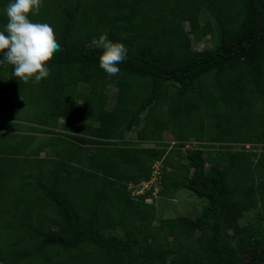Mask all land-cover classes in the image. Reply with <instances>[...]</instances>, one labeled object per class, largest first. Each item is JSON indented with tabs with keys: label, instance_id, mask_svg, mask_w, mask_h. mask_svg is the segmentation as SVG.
Listing matches in <instances>:
<instances>
[{
	"label": "trees",
	"instance_id": "1",
	"mask_svg": "<svg viewBox=\"0 0 264 264\" xmlns=\"http://www.w3.org/2000/svg\"><path fill=\"white\" fill-rule=\"evenodd\" d=\"M42 14L60 44L50 75L25 83L0 66V105L18 89L38 123L14 144L0 133V264H264V0H43L32 22ZM105 33L128 49L117 76L99 67ZM133 128L151 144L126 141ZM158 161V195L191 190L201 212L159 218L153 188L133 196ZM14 173L32 190L13 193Z\"/></svg>",
	"mask_w": 264,
	"mask_h": 264
},
{
	"label": "clouds",
	"instance_id": "2",
	"mask_svg": "<svg viewBox=\"0 0 264 264\" xmlns=\"http://www.w3.org/2000/svg\"><path fill=\"white\" fill-rule=\"evenodd\" d=\"M42 6L43 0H10L4 10L7 23L4 30L0 31V53L3 54L0 66L12 65L13 76L25 83L30 80L40 82L47 78L50 75V69L46 63L60 50L53 27L48 23H34L30 19L31 15L39 14ZM95 44L103 50L99 58V67L109 77L117 76L120 73L118 64L127 59V47L123 43L112 42L106 33L100 35ZM135 129L127 130L133 133V138L126 137L127 133H125L126 141L131 140L139 146L151 144L142 142L137 132H133ZM158 162L161 165V161ZM156 164L155 170H158L160 165ZM158 177V173H154L150 180L141 182L139 186H136L140 190L139 194L132 192L133 196L144 195L153 188L151 194L146 196V201H155L160 190Z\"/></svg>",
	"mask_w": 264,
	"mask_h": 264
},
{
	"label": "rangeland",
	"instance_id": "3",
	"mask_svg": "<svg viewBox=\"0 0 264 264\" xmlns=\"http://www.w3.org/2000/svg\"><path fill=\"white\" fill-rule=\"evenodd\" d=\"M36 17H30V19L35 20ZM39 19H42V21H41L42 23L44 21H46V20H43L44 19L43 14L38 17V20ZM207 39H209V38L206 37L205 39H198L197 42L193 43V48L202 50L203 48L210 46L211 44L208 42L209 40H207ZM0 83H1V81H0ZM1 87L2 86L0 85V102H1V100H4L3 99L4 93L2 94V90H1L2 88ZM20 93L23 94L22 99L25 98V100H26L25 102H29V100H30V97L26 98V96H31V95L36 94L35 91H33L31 93L29 85H26V84H24L22 86ZM17 94H19L18 89H17V91L12 90V92L9 94V97L5 100L6 101L5 108L0 109V119H3V120L7 119L8 120L10 118L15 117L18 120H26L27 115L34 113V108H33L34 105L33 104L32 105L27 104L26 106L16 108L15 104H16L17 100L15 99V97ZM9 100H11V103L12 104L14 103V104L10 106L11 108L9 107V109H6L8 107V105L10 104ZM39 103H41L40 105L48 104L47 101L45 102L43 100L39 101ZM109 106L111 107L112 104ZM3 126L5 127V126H7V124H4ZM20 131L21 130H19L18 132H20ZM134 131H136V130H133V132ZM2 133L3 134L1 135V137L5 141H8L9 144H14L18 140V134L19 133L16 134L14 131L12 133L10 128L9 129L2 128ZM126 133H127L126 137H128V138L132 137L133 138L132 132L126 131ZM23 137L24 136H22L21 138H23ZM19 139H20V137H19ZM163 140H164V142L166 141L169 143V147H168L169 149H171L173 147L174 148H180L182 153L185 156L187 154H189L191 150L198 149V148L203 151L204 155H206V152L202 148L201 142L197 141L194 138H192L189 141L184 142V143L179 142V141H175V140L170 139L168 137H165V139H163ZM23 141H26V140H23ZM65 143H66V145H65V147H66L67 142H65ZM247 147H249V146L247 145ZM255 149H257L258 152L264 151V143L257 144L255 146ZM174 151H175V149H174ZM45 155H46V153L43 152L42 156H45ZM174 156H176V153H174ZM59 158L61 161L57 160L58 162L55 161V165L54 164H50V165H53L59 169L63 168L62 158L61 157H59ZM186 161H187V159L183 158V162L186 163ZM156 165L159 166L160 162H158ZM206 165L208 167L211 165V163L209 161H207ZM34 171H35L34 169H31L29 167H25V168L21 169V173H18L17 177L21 178V174H29V173L34 172ZM39 174H40V172L33 173L32 176L36 175L37 179L36 178L31 179L30 178L28 180L32 181V183L34 184L36 181H38ZM15 176H16V173H14V175H13L12 180L13 179H15V180L12 181V187L10 186V190L13 191V193L18 192V190H24L26 193L27 187H29L31 185V182L25 183L26 189H25V187L24 188H16L17 186H21L22 182L17 180V178ZM22 187H23V185H22ZM29 190H32L31 186L29 187ZM26 196L28 197V194H26ZM149 200H151V199L149 198ZM109 202H110V200L107 201V203H109ZM155 202H156V206H157V212H158L157 214H158L159 218H161V217H175V216H179V215L195 216L199 212H201L204 204L207 201H206V199L196 195L191 190L180 189L178 192L175 193L173 198H169V197H165V196L162 197V196L158 195L157 198H155ZM149 203H151V202H149ZM112 204H113V201H112ZM110 205H111V203H109V206ZM251 221H252L251 212H246L244 217L241 219V224H242V226H246ZM40 258L42 259V261L37 260L36 262L34 261L32 264H45L46 262L44 261V257H39V259ZM54 258H56V256ZM37 259H38V257H37ZM32 261L33 260L28 259V256H27L26 258H24L23 263L20 262V264H31Z\"/></svg>",
	"mask_w": 264,
	"mask_h": 264
},
{
	"label": "crops",
	"instance_id": "4",
	"mask_svg": "<svg viewBox=\"0 0 264 264\" xmlns=\"http://www.w3.org/2000/svg\"><path fill=\"white\" fill-rule=\"evenodd\" d=\"M6 106V104L4 106L0 105V109H4ZM6 109H9V107H7ZM63 122V119L61 118L59 121H58V127L56 128L57 130H61L62 126H61V123ZM4 124H7V126H3ZM38 123H35V122H29L27 120H18L16 119L15 117L13 118H10V119H0V133H2V128H5V129H11V132L13 133V131L17 134L19 133L18 135H23L25 133H33L32 132V129L29 128L30 126H36ZM10 125V126H9ZM19 130H21L20 132H18ZM63 130V129H62ZM171 198V197H169Z\"/></svg>",
	"mask_w": 264,
	"mask_h": 264
},
{
	"label": "built area",
	"instance_id": "5",
	"mask_svg": "<svg viewBox=\"0 0 264 264\" xmlns=\"http://www.w3.org/2000/svg\"><path fill=\"white\" fill-rule=\"evenodd\" d=\"M155 173H156V174L159 173L158 170H155ZM131 186H132V185H131ZM132 188H133V193H134V194H139L140 190H138L136 187H133V186H132Z\"/></svg>",
	"mask_w": 264,
	"mask_h": 264
}]
</instances>
